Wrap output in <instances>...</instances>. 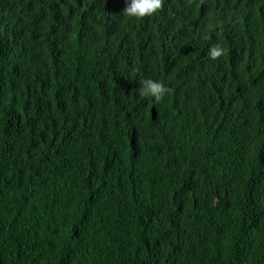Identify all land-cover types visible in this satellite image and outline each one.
Segmentation results:
<instances>
[{"label": "trees", "instance_id": "obj_1", "mask_svg": "<svg viewBox=\"0 0 264 264\" xmlns=\"http://www.w3.org/2000/svg\"><path fill=\"white\" fill-rule=\"evenodd\" d=\"M125 7L0 0V264H264V0Z\"/></svg>", "mask_w": 264, "mask_h": 264}, {"label": "clouds", "instance_id": "obj_2", "mask_svg": "<svg viewBox=\"0 0 264 264\" xmlns=\"http://www.w3.org/2000/svg\"><path fill=\"white\" fill-rule=\"evenodd\" d=\"M163 3L164 0H126L123 14L138 19L151 17L162 9ZM208 55L217 60L224 55V49L216 44L209 49ZM170 92L171 89L164 83L152 79H145L137 90L140 97H151L155 105L163 102Z\"/></svg>", "mask_w": 264, "mask_h": 264}]
</instances>
